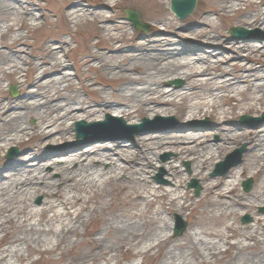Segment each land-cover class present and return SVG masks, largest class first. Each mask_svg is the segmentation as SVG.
I'll return each mask as SVG.
<instances>
[{"label": "bare ground", "instance_id": "bare-ground-1", "mask_svg": "<svg viewBox=\"0 0 264 264\" xmlns=\"http://www.w3.org/2000/svg\"><path fill=\"white\" fill-rule=\"evenodd\" d=\"M91 1L94 4L86 6L82 2L87 0L54 1L58 9L53 11L75 33L85 25L92 27L81 65L97 75L75 74L84 93L94 97L88 99L78 94L69 72L76 34L70 33V41L45 42L38 56L30 54L27 38L50 24L49 12L36 0H0V151L19 146L28 153L23 160L7 154L12 160L0 161V246L8 227L13 231L8 246L0 247V264L23 262L24 249L27 257L60 251L64 262L52 264H68L65 250L80 244L71 256L73 264H135L122 262L124 252L132 258H156V264H213L222 255L227 257L224 264H264V234L258 228L264 216L246 228L234 221L237 214L264 207V126L234 123L245 115L261 117L264 123V43L229 42L210 19L214 14L245 29L264 30V11L253 0H222L220 7L211 6L185 24L160 17L167 16L164 6L170 0ZM125 1L152 3L157 15L149 18L163 30L154 25L149 35L134 31L129 36L132 22H120L109 12ZM175 78L185 86L162 88ZM4 82L18 85V90L9 89L12 96L20 93L18 100L8 99ZM104 114L110 115L102 121ZM154 115L180 116L189 131L135 137L143 135L138 128L141 117L149 120ZM31 117L37 124L29 129ZM206 117L214 129L196 131L205 127L197 123ZM158 118L154 123L161 121ZM76 119L74 134L68 121ZM79 122L98 125L81 128L79 139ZM119 132L130 135L132 142H95L103 139L100 134ZM214 135L220 136L219 142L212 141ZM47 140L57 145L54 151L67 152L62 163L52 162L56 178L45 171L48 164L40 163V149ZM243 143L247 152L222 185L209 179L214 163ZM161 150L176 153L177 163L192 162L194 176L204 182L200 199H188L182 192L187 178L178 164L167 166L173 186L152 184ZM244 176L259 179L248 195L238 192ZM39 195L44 201L37 206L32 201ZM199 209L213 226L194 222L182 238L170 236L173 213L187 212L188 220ZM93 217L99 218L100 226L88 233Z\"/></svg>", "mask_w": 264, "mask_h": 264}, {"label": "rangeland", "instance_id": "rangeland-1", "mask_svg": "<svg viewBox=\"0 0 264 264\" xmlns=\"http://www.w3.org/2000/svg\"><path fill=\"white\" fill-rule=\"evenodd\" d=\"M54 1L58 4V2L60 0H47V1L46 0H40V1L36 0L37 4H41L42 8L45 9L47 12H49L51 22H50V24H44L40 29L32 31L31 34L27 38V41L29 42V45H30L28 47V49L30 50V54H34L35 56H38L40 54V50H41V48L45 42H50V43L56 44L55 42H53L56 39L57 40L66 39V40L70 41L71 40L70 39V33L74 32V29L72 26H68L58 16L54 15L53 11H56L58 9V5ZM171 1L172 0H170V2H166L165 6H164V11L167 14V16H165L164 14H160V17L162 19L167 18L169 20L175 19V21L178 23L189 24V23H191V21L194 20V17H196V15H198L201 12H204L206 10L211 9V6L220 7V2L222 0H198L197 8L193 12V14L184 20L179 19L178 17H176L171 12V10H170ZM253 1L257 5H259L261 7V9L264 11V0H253ZM138 3L139 2H136V1H125L114 12L113 11H109V12H110V14H117L118 17L121 18L120 22L127 21L126 20V10H132V11L139 13L142 22L148 26V30L146 32H144V31H140L138 29H134L132 26H130L128 28V35L129 36H133L134 31L141 33V34L149 35L152 33V29H153L154 25H158V27L162 28V30H163L164 27L161 24H159V22L157 20L152 21L149 18L150 15H153V14L157 15V9L151 3V1H150L151 6H148V5L142 6V5H139ZM82 4L84 6H86L88 4H94V2L91 0H87V2H82ZM242 8L245 9L246 6L244 5V6H242ZM103 11H106V10H103ZM210 19L215 26H217L219 29H223V31L225 32L229 42H234V41L235 42H242V41H244V42H249V43H253V44H257V45L264 43V30L262 28H258V27L257 28H249L247 30L252 31L251 32L252 35H248V37L244 38V39H234L230 34V30L232 28L239 27L235 22H231L230 19H228V18L221 19L214 14H210ZM242 27L244 28V26H241L240 28H242ZM89 30L91 31L92 27L85 25L82 27L80 33L74 32L76 34L77 42L76 43L71 42L72 48H71V51L69 54V60H71V61L70 62L68 61V64L70 65L69 72L73 74L74 83H75L76 89L78 90V94L83 96V97H86L88 99H91V98L93 99L94 97L91 96V98H90L88 95H86L84 93V91L80 88V85H79L80 82H79L78 78L75 77V74L83 75L85 73L90 74L93 78L97 75L94 72L93 73L87 72L86 71L87 69L85 68V66L81 65V62L83 60H85L86 56L88 55L86 38L88 36V32H90ZM24 34H27L26 31H24ZM9 38H10V36H9ZM96 41H98V40H96ZM190 46L195 47V44H192ZM187 50L190 51V48H188ZM217 51H219V50H217ZM226 54H228V52ZM105 77L106 76H103V78H105ZM176 82H181V85H178ZM2 86L5 89L6 95H7L9 100H18L19 99L20 93H18V95H16V96H12L10 94V91H9L10 87H12V86H16L17 90H18L17 84H15V83L8 84L7 82H4L2 84ZM96 86L98 88H101L100 85H96ZM184 86H185V81L182 79H178V78L168 79L162 84V88L165 90H168V89L169 90H171V89L178 90ZM107 90L109 93L112 92L111 88H108ZM157 109H159V108H157ZM171 110H176V109L171 108ZM106 115H110V114H104L102 121L105 120ZM158 117H162V116L154 115L152 117V119H149V120H152V122L140 130L141 133H139V134H143V135H141V136L137 135L135 137L147 136L146 133L148 135H165V134H171L174 132L180 133V132H188L189 131V128H188L189 125L187 123L186 124L181 123L180 116L176 117L174 115H171L170 117H166V118H171V117L175 118L176 125H173L172 123H164L162 121L154 123V120H156V118H158ZM240 117L234 120L235 125H239ZM258 118H260V117H258ZM144 119H148V118L146 116L141 117V120L139 121L138 124L140 125ZM206 121H208V125L205 126L204 128H197L198 130H196V131H199V132L212 131L214 129V126H212V120L210 118L206 117V118L202 119L201 123H204ZM76 122H77V119L75 121L74 120L68 121V125L71 126L72 132H74V125ZM88 122H92V121H88ZM125 122H127V121H125ZM36 124H37V120L35 117H31L27 121V127L29 129L33 128ZM172 126L175 128L171 129ZM261 126H264V123L261 124L259 122L258 124L256 123V124L249 125L246 128H256V127H261ZM74 134H75V132H74ZM99 136L103 139L95 141V142L120 141V142H124L125 144H129L132 142L131 136L128 135L127 133L123 134L122 132L121 133L119 132V134L118 133L117 134L116 133L100 134ZM120 136H122V137H120ZM132 137L134 138V135ZM219 140H220L219 135H214L212 137L213 142H219ZM75 141H76V139H75ZM66 144H68V142L63 143V146H66ZM60 146H62V145H60ZM85 146H87V145H85ZM54 147L58 148L57 145L52 144L48 140L41 146L40 155H43V156L41 157L40 163L48 164L45 171L52 174L53 177L56 178L58 176V174H56L55 165H53L52 162L56 161L57 164L62 163L61 160L66 156L65 153H67V152H56L53 150ZM242 148H245V152L242 155V158H243L244 154L247 152L246 143L239 145L234 150H232L231 152L224 155L222 157V160L216 161L214 163V165L212 166L211 171H209L207 173L208 178L212 179V180H216L217 182H219L220 185H222V181L225 179V177L228 175V173L234 169L235 166L233 168H231L225 176H213V173L216 171V165L220 162L225 161V159L228 155H230L233 152H235L236 150H240ZM11 149H16L17 153H18V155L16 157H14L13 159L23 160V159L27 158L26 156L28 153H23L21 147L12 146L8 149H3L2 151H0V161H2V162L7 161L8 162V161L12 160V159L9 160L6 158L8 151ZM156 158L158 160V165L156 167V170H154V173L152 174V176L150 178V181L152 182V184L163 185V186H168V187L173 186L175 182L170 177L169 172L167 170V166L170 163H174L176 165L178 164V166H182L184 174L187 178L186 182L183 184L182 192L185 193L187 195L188 199H191V200H198L202 197L203 190H204V186H203L204 182L202 183L200 178H197L194 176V171H193L194 169H193V165H192L191 161L186 160V161H181V162L177 163V161H175L176 153L169 151V150L157 151V157ZM242 158H241V162H242ZM241 162L236 166H239L241 164ZM160 175H162V178H159ZM247 180H253V186H252L251 190L248 192H246L244 187H243V183ZM192 181H197L198 184L201 186L202 190L200 191L199 195H196L194 188H191V189L188 188L189 184ZM258 181H259L258 177H254V178H250L249 176L242 177L240 179V184L238 185V192L241 194H246V195L252 193L256 189V186L259 184ZM120 196H121L120 194L114 195L112 197L113 202L114 201L118 202L116 200V198H118ZM39 200H40V203H39ZM43 201H44V197L42 195H39L36 198H34L32 202L34 205L39 206V205H42ZM156 208L159 209L160 205L159 204L156 205ZM263 208L264 207H258L249 213L243 212L240 215L237 214L235 217V220H234L236 223V226L240 227V228H246V227L254 226L255 220L263 219L264 214H262L260 212V210ZM186 215H187V212L184 213L183 215L178 214L176 212L171 215L173 222H174V227L170 233V236H172L174 239H180L183 236H185L186 231L188 230L189 227L193 226L194 222H196V223L201 222L202 224H204V226L206 228L213 226L212 223L205 220L206 218L202 215L201 209H199V211L197 212L195 217L193 216L194 218H191L189 216L188 220H186L185 219ZM247 216H249L252 221L248 224H243L242 220L244 218H246ZM177 217L181 218L183 223H185L187 226L186 231L184 232V234L181 237H176L174 234V230L176 229L175 224H176V218ZM263 223H264L263 221L259 222L258 228H259L260 233L264 234ZM99 226H100L99 218L93 217L91 219V221H89V224L87 225L86 231L88 233L94 232ZM79 231L82 233L83 228L80 227ZM12 232H13L12 227H8L7 232L3 235L4 240L2 241V244L0 247L4 248V247L8 246L9 240L13 237ZM0 236H2V235L0 234ZM81 240H82V238L79 236L77 238V241L80 242ZM80 246H82V244H80L79 246L77 245V246L72 247V248H67L65 250V253L63 256L67 257L68 264H73V258L71 256L74 252H76L79 249ZM25 251L26 250L24 249L23 253L25 254V260L23 262H19L18 260L14 259L12 261V263L13 264H52L53 262H58V263L64 262V260H63L64 258H62L60 251H58L52 255H44V256L34 254L31 257H27V253ZM61 259H62V261H61ZM121 260L123 263L130 262V261L135 263V264H137V263H139V264H156L157 263L156 258H152V257H147L145 259H143L141 257L132 258L126 252H124L123 255L121 256ZM226 261H227L226 255H222V256H219L216 259V261L214 260L212 262H213V264H224Z\"/></svg>", "mask_w": 264, "mask_h": 264}, {"label": "water", "instance_id": "water-1", "mask_svg": "<svg viewBox=\"0 0 264 264\" xmlns=\"http://www.w3.org/2000/svg\"><path fill=\"white\" fill-rule=\"evenodd\" d=\"M197 2L198 0H173L172 2V12L175 13L177 15V17H179L180 19L184 20L186 18H188L191 14H193V12L195 11L196 7H197ZM127 14V19L132 22L133 27L136 29H140L142 31H147L146 26H144L141 23L140 20V16L139 14L133 12V11H126ZM251 33V31H248L247 29L244 28H232L230 31V34L233 36L234 39H244L247 38V36ZM180 84V82L178 83V85ZM161 121L164 122H171L173 125H176V120L174 118H162L159 117L158 118ZM111 120L110 116H107L106 121L109 123ZM252 121V118L249 116H243L240 118V124L246 123ZM150 120L148 119H144L143 120V125L149 124ZM106 123H102L100 125H105ZM121 124L128 128V126L125 124L124 121H121ZM197 124H201V123H197ZM205 124V123H203ZM206 124H208L206 122ZM93 125H98V124H93ZM93 125H89L87 123L84 122H79L76 124V132H77V137L80 139L81 134H80V130L81 128H89V127H93ZM142 125V126H143ZM141 125H138V128L142 127ZM132 128V127H129ZM77 139V140H79ZM68 145V144H66ZM245 152V148H242L240 150H237L236 152L230 154L229 156H227L225 162L219 163L217 165V169L216 171L213 173V176H224L227 174V172L234 166L238 165L241 162V158L243 153ZM18 153L17 151H15V153H10L9 157H13V156H17ZM252 184L253 182L250 180L249 182H246L244 184L245 190L246 191H250L252 188ZM189 189L191 188H195L196 189V195H199L201 189L199 188L198 182L197 181H192L189 186ZM262 213H264V209L261 210ZM251 221L250 217H246L242 220V222L244 224H247ZM186 224L183 223V221L181 220V218L177 217V228L175 230V236L176 237H181L184 232L186 231Z\"/></svg>", "mask_w": 264, "mask_h": 264}]
</instances>
